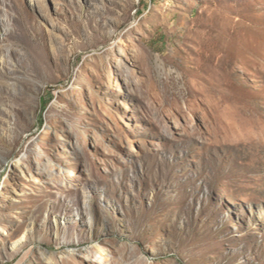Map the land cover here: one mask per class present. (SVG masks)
<instances>
[{"label": "rangeland", "instance_id": "obj_1", "mask_svg": "<svg viewBox=\"0 0 264 264\" xmlns=\"http://www.w3.org/2000/svg\"><path fill=\"white\" fill-rule=\"evenodd\" d=\"M0 264H264V0H0Z\"/></svg>", "mask_w": 264, "mask_h": 264}, {"label": "trees", "instance_id": "obj_2", "mask_svg": "<svg viewBox=\"0 0 264 264\" xmlns=\"http://www.w3.org/2000/svg\"><path fill=\"white\" fill-rule=\"evenodd\" d=\"M41 104H42V106H43V105L45 106L44 102H41Z\"/></svg>", "mask_w": 264, "mask_h": 264}, {"label": "bare ground", "instance_id": "obj_3", "mask_svg": "<svg viewBox=\"0 0 264 264\" xmlns=\"http://www.w3.org/2000/svg\"><path fill=\"white\" fill-rule=\"evenodd\" d=\"M137 2L139 1V0H136Z\"/></svg>", "mask_w": 264, "mask_h": 264}]
</instances>
